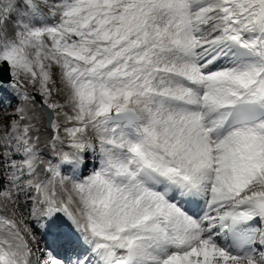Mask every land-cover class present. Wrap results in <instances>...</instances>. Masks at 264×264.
I'll use <instances>...</instances> for the list:
<instances>
[{
	"label": "snow or ice",
	"instance_id": "obj_1",
	"mask_svg": "<svg viewBox=\"0 0 264 264\" xmlns=\"http://www.w3.org/2000/svg\"><path fill=\"white\" fill-rule=\"evenodd\" d=\"M0 264H264V0H0Z\"/></svg>",
	"mask_w": 264,
	"mask_h": 264
}]
</instances>
